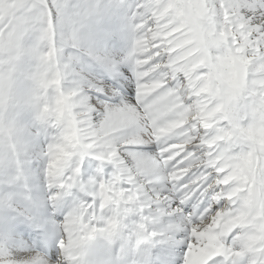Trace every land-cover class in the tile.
I'll list each match as a JSON object with an SVG mask.
<instances>
[{"label": "snow or ice", "instance_id": "obj_1", "mask_svg": "<svg viewBox=\"0 0 264 264\" xmlns=\"http://www.w3.org/2000/svg\"><path fill=\"white\" fill-rule=\"evenodd\" d=\"M46 6L54 31L59 25L66 37L64 54L73 86L78 92L76 101L79 106L75 111L86 113L80 125L86 130L81 145H92L87 149L81 147L72 157L65 177L78 166L81 182L92 179L99 184L103 181L106 186L123 192L125 199L135 194L136 204L142 209L140 215H152L162 210L164 215L159 218L160 226L179 225L183 230L177 231L175 238L182 242L156 252L157 259L151 264H185L188 244L195 241L191 237L190 225H197L202 220L210 222L216 213L239 207V202L233 204L227 199L235 184L221 183L228 175L227 170L217 172L219 164L215 167L203 164L189 167L202 159L205 152L211 153L207 157L211 161L226 147L221 143L215 146L216 151H212L206 143L217 135V128L228 127L227 121L207 130L193 122L197 126L190 136L196 139L182 153L171 158L173 151L165 149L187 139L179 133L192 125H186L171 137L158 138L157 130L174 118L164 113V105L160 101L171 93L173 98L176 95L181 97L183 108L192 107L197 98L189 96L183 99V92L187 90L184 74L166 68L144 77L141 74L150 65L137 68L132 61H124L121 45L112 36L119 14L114 13L111 6L94 5L92 0H56L55 3L46 0ZM133 6L139 7L138 16L145 14L143 19L151 15L146 11L151 7L147 0H134ZM224 7L242 17L241 23L246 22L242 31L250 33L249 41L258 58L255 63L264 64V0H238L225 3ZM137 22L134 20L133 24ZM151 24L149 20L146 27H151ZM248 54L246 50L245 55ZM169 71L172 72L171 79L167 76ZM204 71L199 70L200 73ZM161 79L163 86L156 92L150 96L141 94L142 86ZM60 131L59 127L52 128L47 124L35 125L29 142L31 199L24 202L19 211H0V239H4L11 259L17 262L38 257L39 264H67L63 259L66 233L61 226L70 219L76 205L71 197L53 203V197L62 190L55 185L49 187L47 177L50 145ZM112 152L115 155L109 161L108 155ZM227 154L233 155L234 151ZM181 169L189 170L183 177L171 179ZM259 178L264 180V172ZM5 194L10 195L7 189ZM72 195L85 204H91L90 213L95 212L100 204L99 199L80 195L75 189ZM237 235L234 230L222 238V243L229 246ZM222 260L223 257H214L208 264H221Z\"/></svg>", "mask_w": 264, "mask_h": 264}, {"label": "bare ground", "instance_id": "obj_2", "mask_svg": "<svg viewBox=\"0 0 264 264\" xmlns=\"http://www.w3.org/2000/svg\"><path fill=\"white\" fill-rule=\"evenodd\" d=\"M229 2H238V0H222L221 6L224 7L225 3ZM225 13H228L227 18H229L230 24L234 28L233 34L239 38L241 46L244 49V54L246 50L249 53L241 59L242 64L246 66L251 64L249 72L252 74L250 78L244 82V87L251 92V99H253L251 100V107L257 113H253L249 109L243 111L244 116H247V118L244 117L243 119L247 121L246 136L248 137L249 146L244 150L239 149L236 151L234 149L235 144L239 141L238 138H236L238 130L235 129L232 123L227 119L229 118L228 112H222L225 108L223 105L224 99L217 100L212 98L208 93V85L205 89L201 87L197 89L194 96L197 98V101L194 102L190 108H183L181 100H179L180 102L178 101L177 106L173 107L172 104L177 100H175L176 97L173 100V94L171 93L165 95L160 101V103L164 105V113L166 115H173L174 118L157 130L158 138L171 137L173 134L177 133L179 129L185 128L186 125H192L191 128H187L183 133H179L180 136L188 137L187 139H184L181 143L170 145L165 149V151H173L174 155L171 158L182 153L185 147L192 144L196 139V137L190 136V132L195 131L197 123L199 128L205 130L216 127L221 121H227L228 124L226 129L217 128V135L212 141L206 143V147L212 151H216L215 146L223 143L226 147L220 151V154L217 155L215 159L209 161L207 157L211 153L205 152L202 159L197 160L195 165H190L189 167H199L201 164L215 167L219 164L220 167L216 169L217 172H224L227 170L228 175L221 183L235 184V187L228 193L227 199L232 201L233 204L239 202V207L234 210H225L216 213L214 218H210V222L208 220H202L197 225H190L191 237H194L195 241H190L188 244V251L184 257L185 264H207L208 261L214 257H223L221 264H225L227 261H230L231 264H264V236L260 234L262 229L261 225L263 223L260 218L262 211L259 207V203L261 202L260 197L253 195L252 191L254 188L250 183V175L254 170L253 166L250 164V162L254 160L253 153L255 154V158H257L260 155L257 147L261 148L264 146V64L255 63L258 58L254 55L256 51L255 47L249 41L250 33L242 31L246 26V22L241 23L240 20L242 17H239L236 13H230L228 9L225 10ZM118 14L117 19L119 22L113 29L112 36L122 45L121 52L123 53L124 61H132L137 68L150 65L147 71L141 74L142 76L150 77L166 68L174 69L179 72L176 68L177 62L175 61L177 59L175 58L173 68H169V65L172 63L171 59L168 60L170 57L169 55L173 54L187 58L185 64L186 68L184 65L183 68L191 70L189 72L190 77L187 76L188 80L192 81L193 84L196 83L195 81H199V70L202 69L201 51H203L204 55H209V52L199 45L200 43L203 44V41H201L203 37L200 28L198 31L192 30L182 20H178L177 23L167 24L164 28L157 27L160 21V13H151L148 19H143L144 13H140L139 16L137 15L138 13ZM136 16L139 22L134 25L137 28L141 27L142 30L140 32H133L132 34L129 33L130 35H128V30L131 27L125 26L123 23L125 21H133ZM47 20L49 29L52 28L53 35L56 37L57 33L54 31L49 16ZM149 20L152 21L151 27H146ZM135 37L139 41V44L136 43ZM54 47L57 48L56 43H54ZM140 54L145 57V61H137L136 63L131 60L132 58H139ZM45 55H47V53ZM58 58H63L65 59L64 61L67 62L66 57L64 58L62 56ZM184 58L182 61H184ZM154 60L157 61V63L153 64L152 61ZM197 63L198 66L193 69L192 66ZM56 67L52 66L51 70H49L50 75L47 77V80L52 82V85L55 84L56 87L61 89V93L58 95H56V93L49 94L51 102L49 108L51 111H58V113H52L38 120L35 117V112H33L34 106L30 107L31 109H18L14 111L13 127L11 133L8 134L10 139V154H8L6 160L0 162V211H19L23 208L24 202L31 199L32 188L29 183V165L32 157L29 151V142L32 134L35 132V125L47 124L52 128L59 127L61 129L60 135L58 137H53L54 142L50 145V160L47 168L48 186L52 187L55 185L58 190H62V193L58 191V195L53 197V203L58 199L71 197L72 202L76 205L73 212L70 214V219H68L65 225L61 226L66 233L63 247V259L67 261V264H84L85 251L83 250V243L85 239L89 235L95 233H98L104 238H110L119 209L118 205L115 206L113 204V198L114 196H118L121 198V204L128 209L130 220L135 221L144 228L150 237L155 240V246H148L141 253L136 254L132 250V243L127 247L120 243H114V254L120 259L128 256L138 259L139 261L143 260L145 264H151V262L157 259L155 255L156 252L169 249L182 242L177 241L175 236L177 231L183 229L177 224L160 226L159 218L164 215L162 210H157L152 215H140L142 209L136 204L135 194L125 199L123 192L111 186H106L103 181L99 184H96L92 179L87 182H81L78 178L80 172L78 166L71 175L65 177V170L72 157L77 154L81 147L87 149L92 147V145H81L82 136L86 130L82 129L80 125L83 124L84 121L82 117L86 115V113L75 111L79 106L78 103H75L78 92L73 86L71 73L67 71L68 67L64 71H61L60 66ZM187 70H185L186 73H188ZM194 70H198V72ZM181 73L183 72L181 71ZM167 76L171 79L172 72L169 71ZM231 76L234 77L232 72ZM58 78L64 82H59ZM209 79L210 78H208L207 81H209ZM28 82L19 81L18 86L29 95L30 100L34 101L35 92ZM63 83H68L71 88L67 87L65 89H70L72 92H65L63 89L65 85ZM237 84L240 85L239 81ZM162 86V79L149 83L142 86L141 94L150 96ZM149 89L151 90V94H147V90ZM63 98H65L68 103V110H66V114L60 118L59 112H62L61 102H64ZM188 98L189 96L186 97V99ZM199 99H201V101H198ZM214 102L215 106L213 107L212 105ZM258 107L260 110H258ZM173 108L177 109L173 111ZM180 109H182V111H179ZM230 114H233V116L238 115L236 110L232 111ZM233 151V155L227 154ZM236 154L247 160L246 165L239 161ZM114 155V152L109 153L108 160L111 161ZM190 156L191 153L189 154V157ZM189 157H185V159ZM81 158H83L82 155ZM100 158L102 159V157ZM261 161L262 165H257L258 167L255 170L256 174L259 173V169H261V173L264 172V155ZM188 170L189 169H181L175 172L171 179L183 177ZM259 177L256 181L259 179L260 182H264V180H261ZM193 183L196 182L194 181ZM6 189L10 195L5 194ZM73 189L80 195L92 197L94 200H100V204L95 212L90 213V209L92 208L91 204H85L82 200L72 195ZM13 200L15 203H13ZM262 200L264 201V191L262 193ZM261 205L264 207V202ZM146 207L147 205H144V208ZM169 215L171 214L169 213ZM242 227L250 230L252 228L257 229V227L258 229L255 230L256 233L254 234L253 232L246 233L242 231ZM217 229H219V231H217ZM234 230L238 232V235L231 241V244L226 247L222 243V238ZM4 243V239H0V264H39L38 257L19 262L11 259V253L5 248Z\"/></svg>", "mask_w": 264, "mask_h": 264}, {"label": "rangeland", "instance_id": "obj_3", "mask_svg": "<svg viewBox=\"0 0 264 264\" xmlns=\"http://www.w3.org/2000/svg\"><path fill=\"white\" fill-rule=\"evenodd\" d=\"M220 1L222 2V0H148L147 2L151 4V7L146 11L161 14L157 27L164 28L167 24L182 20L192 30L198 31L200 28L203 44L200 43L199 45L208 51L209 55H204L201 51L202 69L206 71L200 73L199 81H195L196 83L193 84L192 81L188 80L187 76L190 77L189 72L191 70L185 69L187 58L181 55H169L168 60L171 59L172 61L169 68H173L174 58L177 59L175 61L177 62L176 68L179 72H183L187 81V90L183 92V99L188 96H195L197 89L200 87L205 89L207 85L209 86L208 93L212 98L224 99L223 105L225 108L222 112H228L229 118L227 119L238 130L236 138L239 141L234 146L237 151L239 149L244 150L249 146L248 137L246 136L247 121L243 119L247 116H244L243 111L249 109L253 113L257 112L251 107V100H253L251 99V92L244 87V82L252 74L249 72L251 64L248 67L241 62V59L245 56L244 49L239 38L233 34L234 28L231 26L230 20L227 18L228 13H225L226 9L221 6ZM52 2L55 3L56 0H52ZM92 2L94 5L111 6L114 13H129V9H131L130 13H139V7L133 6L134 0H92ZM47 18L46 0H0V162L6 160L8 154H10L8 134L11 133L13 127L15 110L31 109L30 107L34 106L33 112H35V117L38 120L52 113H58V111H51L49 108L51 104L49 94L56 93L58 95L61 93V89L56 87L55 84L53 86L52 82L47 80V77L50 75L49 70L52 66H60L61 71L68 67V63L64 61L65 59L58 58L62 56L65 58L63 53L66 37L62 34L59 25L56 27L55 32L57 35L55 37L52 28L49 29ZM134 20H138V17L136 16ZM133 21L123 23L125 26L131 27L128 30V35L142 30L141 27L137 28ZM135 41L139 44L136 37ZM54 43H56L57 48L54 47ZM46 53L47 55H45ZM183 58L185 62L182 61ZM131 60L137 63V61H145V57L140 54L139 58L136 57V59L132 58ZM183 65L185 68H183ZM197 66L198 63L192 68L194 69ZM67 71H69L68 68ZM194 71L198 72V70ZM230 71L234 77L231 76ZM208 78H210L209 81H207ZM58 79L59 82H64L60 78ZM237 79L240 85L237 84ZM19 81H29V85L32 86L30 87L35 92L34 101L30 100L29 95L18 86ZM63 84L65 85L63 88L65 92H72L70 89H65L67 87L71 88L68 83ZM147 94H151L150 89L147 90ZM175 97L177 101L172 104L173 107L177 106L178 101L181 100L179 95ZM63 100L64 102H61L62 112H59L60 118L68 110V103L65 98ZM198 101H201V99ZM75 103L77 104L76 101ZM176 109L173 108V111ZM234 110L237 111L238 115L233 116V114H230ZM258 110H260L259 107ZM257 150L260 155L255 158L253 153L254 160L250 162L254 168L250 175V183L254 188L253 195L260 197L259 207L262 211L260 218L263 221L261 225L263 230L261 229L260 234L264 236V207L261 205L264 202L262 200L264 182H260L259 179L256 181L261 169H259L258 174L255 172L257 167L262 165L264 146L257 147ZM236 157L246 165L247 160L245 158H241L238 154H236ZM257 229L252 228L251 231L242 227L241 230L255 234Z\"/></svg>", "mask_w": 264, "mask_h": 264}]
</instances>
